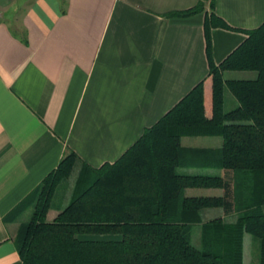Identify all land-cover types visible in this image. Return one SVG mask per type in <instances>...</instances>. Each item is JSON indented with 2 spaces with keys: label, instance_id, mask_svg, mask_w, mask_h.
I'll use <instances>...</instances> for the list:
<instances>
[{
  "label": "crops",
  "instance_id": "0c3cea01",
  "mask_svg": "<svg viewBox=\"0 0 264 264\" xmlns=\"http://www.w3.org/2000/svg\"><path fill=\"white\" fill-rule=\"evenodd\" d=\"M199 2L0 0V264H22L18 229L62 160L71 156L77 175H89L200 82L209 96L204 23L212 12L230 28L209 29L215 65L264 23V0H214L213 11L205 0L202 12L176 16ZM181 144L209 150L220 140ZM62 209L52 204L47 221ZM208 211L203 220L217 217Z\"/></svg>",
  "mask_w": 264,
  "mask_h": 264
},
{
  "label": "trees",
  "instance_id": "16d2710c",
  "mask_svg": "<svg viewBox=\"0 0 264 264\" xmlns=\"http://www.w3.org/2000/svg\"><path fill=\"white\" fill-rule=\"evenodd\" d=\"M204 1L176 16L202 12ZM209 4L213 11L214 0ZM204 26L210 95L200 82L116 162L78 174L75 184L82 188L48 222L54 191L72 171L71 156L62 160L18 229L22 264H251L245 252L255 242L257 264H264V23L245 32L218 65L210 56L209 29L230 28L213 12ZM236 72L248 75L225 78ZM226 90L236 101L228 112ZM183 137H213L220 146L189 149ZM225 172L243 177L231 190L242 192L240 198L227 192ZM211 189L223 193L211 195ZM206 210L217 217L203 220ZM195 225L201 226V248L186 232Z\"/></svg>",
  "mask_w": 264,
  "mask_h": 264
},
{
  "label": "rangeland",
  "instance_id": "374dc122",
  "mask_svg": "<svg viewBox=\"0 0 264 264\" xmlns=\"http://www.w3.org/2000/svg\"><path fill=\"white\" fill-rule=\"evenodd\" d=\"M248 75L247 73H231L230 75H226L225 78H233V77H242ZM210 95V93H209ZM236 101L235 98L232 97V95L226 90L224 92V110L226 112L231 111L234 107H235ZM203 138H208V137H203ZM219 138V137H218ZM215 148H212L211 151H214ZM73 171H71L70 176L65 179L62 184L58 185L54 191V194L52 196V201H51V205H55L58 207H64L65 205H67L70 202L71 196L79 189L82 188V185L77 186L75 184V176L77 175V170L75 171V169H72ZM214 174H217V172H212ZM222 174V171H221ZM226 174V172H225ZM243 181V183L245 182L243 180V177H239V176H233L231 175V173H227L226 174V182H228V187H227V192H231L232 190V186L234 187H239L240 183ZM185 192H187L186 190H184ZM229 195L231 197H236V198H240L242 192H231ZM73 193V194H72ZM207 193H211V195H222L223 191H220V193L218 192V190H210V192ZM186 194V193H185ZM198 194V193H197ZM36 201V198L33 200L32 204H34V202ZM49 211V210H48ZM30 215H31V211L28 212V214L26 215L25 219L29 220L30 219ZM210 220V219H209ZM208 221V219L206 220ZM221 227V226H220ZM199 228H201V226L199 225H195L191 228V231L189 229L186 230L188 236H189V241L190 243L197 247V248H201V244H200V233H199ZM189 230V231H188ZM98 238V237H96ZM254 241V240H253ZM255 242V241H254ZM255 245L252 246L250 249V251L253 254V257L250 255V251L249 249L246 250L245 252V259L246 262L249 263L251 262V264H257L258 263V255H259V249H258V245L255 242ZM250 247V246H249Z\"/></svg>",
  "mask_w": 264,
  "mask_h": 264
}]
</instances>
